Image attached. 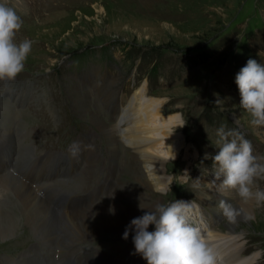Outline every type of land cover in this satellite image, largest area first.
I'll return each mask as SVG.
<instances>
[{"label": "rangeland", "instance_id": "rangeland-1", "mask_svg": "<svg viewBox=\"0 0 264 264\" xmlns=\"http://www.w3.org/2000/svg\"><path fill=\"white\" fill-rule=\"evenodd\" d=\"M7 2L23 19L17 42L25 38L33 41L24 71L13 81L0 80V99L15 103L18 91L26 94L23 104H14L15 131L20 123L25 128L22 138L16 132L15 147L19 148L26 138L34 158L55 152L60 162L47 163L59 167L68 164L74 143L80 146L85 142L96 158L94 165L88 161L80 164L81 171H86L81 180L84 189H98L103 179L110 187L121 180L133 184L141 168L139 156L122 141L114 157L92 114L107 123L117 116L118 112L105 106L114 99L112 93L109 99L103 94L107 89L117 91L116 105L119 103L120 108L137 90L142 91L137 105L152 104L153 120L160 127L165 125V131L157 133L161 138L155 152L165 160L163 166L170 181L165 194H153V199L165 204L177 200L190 203L193 223L206 227L202 234L206 236L208 229L218 234L215 250L229 253L235 249L240 259L256 257L251 264H264V206L246 204L254 219L240 217L236 223H228L218 211L219 201L235 206L241 201L235 191H217L220 180H215L213 172V157L219 151L217 129L221 126L243 135L252 143L254 154L264 155V126L253 125L251 116L240 107L235 82L248 59L264 64V0ZM80 98L87 105V113L77 107ZM217 99L223 101L224 110L216 105ZM166 133L173 140L176 156L170 157L165 147ZM112 169L113 175L108 177ZM26 177L34 187L38 185L33 182L41 179L39 171ZM56 179L51 189L62 186ZM257 185L264 189V179ZM144 191L149 194V190ZM4 193L0 202L7 206ZM52 196L47 194L45 199L55 206L57 197L55 193ZM105 201H109L107 196ZM233 226L234 232L228 234ZM153 227L150 225L149 231H154ZM24 234L33 239L22 251L29 253L37 239L26 231L25 223L13 235H0V264L17 261L18 255L9 256L6 252L13 250L6 249ZM134 234L131 232L128 239L120 231L104 235L97 239V249L119 264H135L136 256L141 264H147L141 255L133 254ZM231 236L236 239L235 245Z\"/></svg>", "mask_w": 264, "mask_h": 264}, {"label": "bare ground", "instance_id": "bare-ground-1", "mask_svg": "<svg viewBox=\"0 0 264 264\" xmlns=\"http://www.w3.org/2000/svg\"><path fill=\"white\" fill-rule=\"evenodd\" d=\"M107 91L103 92L107 99L111 97V93L114 99L112 102L109 99V104L106 102L105 106L113 109L116 113L118 112L117 116H112L110 123H107L99 115L92 114L93 120L97 127L104 132L107 145L112 150L114 157L119 142L124 141L139 156L141 168L139 167L140 170L133 184L121 180L117 181L116 186L110 187L105 183L107 181L98 178L101 186L90 191L81 186V180L83 175H86V171H81L80 164L85 161L94 163L96 153L92 151L93 149L88 150L84 142L79 146L78 153L72 155L70 148L69 151L72 156L68 164L59 167L47 163L50 160L54 163L60 162V157L55 152L45 154L41 158H34L31 155L30 140L26 141V138L21 140L23 145L21 144L19 148L14 145L16 132L18 131V136L21 137L23 132L21 130L25 129L24 124L19 122V128L15 131L17 120L12 115L14 104H23L26 94L22 90L18 91L15 103L10 102L9 99H0V130L3 131L0 133V148H2L0 153V194L8 192L10 197L8 199V194L4 193L6 198L3 199L9 202L7 206L0 202V235L4 237L13 235L20 225L25 223L26 231L30 230L37 239L29 253H22L23 249L33 240L30 239L29 235L24 234L14 240L12 239L13 242H9L10 247L6 250L13 251L6 253H9V256L12 253L18 255V259L16 262L5 261L6 264H43V262L47 264H119L117 259L111 255L107 257L101 253V249H97V239L104 235H117L119 231L124 233L133 218L142 216L145 211H148V209L139 208L140 202L146 208H153L157 202L152 195L160 193L157 189L165 191L167 188L170 179L167 178L163 166L165 160L155 152V147L161 138L157 133L162 130L165 131V125L162 124L160 127L159 124L155 123L156 119L153 120L154 114L151 116L150 113L152 104L137 105L141 98L138 95L139 93L142 94V91L137 90L122 108H120L119 103L116 105L117 91L111 92L112 90L108 89ZM80 103L81 105L79 104L77 107L83 113H87V105L81 98ZM143 110L144 113L142 114ZM162 121L164 122V120ZM163 136L166 140L165 147L170 153L169 156H176L177 153L172 151L173 140L167 133ZM3 147L6 148L3 150ZM5 152L7 153L5 154ZM45 165L46 171H43ZM70 168L73 169V171L71 170L72 176L69 175ZM33 171L40 172L41 179L33 182L38 185L37 187L32 186L31 181L26 177ZM113 172V169L110 170L107 173L108 177H111ZM55 177L62 186L59 185L58 188L51 189L50 184ZM69 177L73 180L68 181ZM61 178L66 179V181ZM144 189L149 190V194H146ZM86 191L88 194H85ZM53 193L57 197V202L52 200L55 206H52L45 199L47 194L52 196ZM105 196L108 197L109 201H105ZM110 208L115 209L114 214L109 211ZM201 221L204 222L203 219ZM199 228L201 232L206 229L204 225L199 226ZM234 229L233 226L228 234L233 233ZM153 230H155V226ZM133 231L134 229L130 233ZM208 231L206 238L215 249L217 244H214V241L218 234L209 229ZM230 240L233 241L234 245L237 243L233 237ZM16 243L17 247L15 246ZM91 243L94 244L90 247ZM227 251L217 252L218 264H251L256 260V257L249 260L248 258L240 259L235 249L230 250L229 253ZM30 253L34 254V257L30 256ZM56 256L58 257L57 260ZM3 259L6 260L7 258ZM133 262L141 264V260H138L137 256Z\"/></svg>", "mask_w": 264, "mask_h": 264}, {"label": "clouds", "instance_id": "clouds-1", "mask_svg": "<svg viewBox=\"0 0 264 264\" xmlns=\"http://www.w3.org/2000/svg\"><path fill=\"white\" fill-rule=\"evenodd\" d=\"M23 26V19L7 0H0V80L13 81L25 69V63L32 52L33 41L25 38L17 42V34ZM235 82L240 93V107L251 116V123L264 126V64L256 59H248L237 73ZM221 106L223 101L216 100ZM218 153L213 157L215 180H220L218 192L235 191L241 204L235 206L220 200L217 208L228 223H236L238 218L254 219L244 205L254 202L256 207L264 206V189L257 185L264 179V155L254 154L252 143L235 130L217 129ZM72 155L79 146L74 143ZM162 195L164 190L157 189ZM140 209H148L142 216L131 220L123 233L132 237L135 254H139L147 264H218V254L201 229L192 221L191 204L182 200L173 203H156L149 209L142 202ZM109 211L114 214L115 209ZM154 225L155 230L149 231Z\"/></svg>", "mask_w": 264, "mask_h": 264}]
</instances>
